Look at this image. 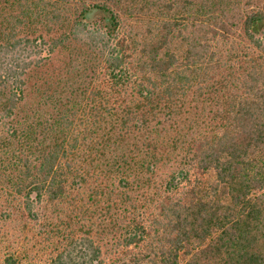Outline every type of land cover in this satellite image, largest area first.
I'll list each match as a JSON object with an SVG mask.
<instances>
[{
    "label": "trees",
    "instance_id": "trees-1",
    "mask_svg": "<svg viewBox=\"0 0 264 264\" xmlns=\"http://www.w3.org/2000/svg\"><path fill=\"white\" fill-rule=\"evenodd\" d=\"M70 181L47 264H264V0H0V186L41 224Z\"/></svg>",
    "mask_w": 264,
    "mask_h": 264
},
{
    "label": "rangeland",
    "instance_id": "rangeland-1",
    "mask_svg": "<svg viewBox=\"0 0 264 264\" xmlns=\"http://www.w3.org/2000/svg\"><path fill=\"white\" fill-rule=\"evenodd\" d=\"M247 47L250 48L249 46ZM131 100H134V98ZM208 122L209 121L207 120L201 121L200 128H204L205 131H211L212 128ZM174 171H177V169L176 166L172 164L165 167V169H161L159 176H162V180H168L170 174ZM119 179L120 175H118V177L117 175L112 176L110 179L111 182L109 184L110 189L114 191L120 190L118 186ZM173 184L178 186L179 189L181 186H186L185 183L178 184L177 181H175ZM69 185V195L65 201L61 200L60 202L51 204L44 202L39 206L37 205V209L35 211L38 213L39 210L42 215L41 224H38V222L33 220H27V218H25L22 214L24 205L20 201V198L15 199L12 197V195L10 197L8 193L9 191L3 189L0 186V264H3V256L14 253V256L17 258L24 256V259L20 258L21 262L19 264H47L54 253L62 248L59 246V244H62L58 241L60 239L59 236H63L62 233L67 234L71 232L74 238L83 237V232H79L77 228H71L69 225L74 223V221L79 224L78 219L81 216L79 210L84 212L86 218L90 217V211L92 212L95 210H93V202L89 201L90 195L92 194L91 191L93 190H87L86 188L76 190L72 186L71 181L69 182ZM155 185H157V183L152 185L151 188L153 189H150L151 194L149 196H154V188L156 187ZM179 191L180 190L177 192ZM134 195L137 196L138 199L135 201L134 205L132 204L131 207L127 205V212L124 210L121 200L119 201V199H115L116 209L118 208L116 217L118 219L125 218L127 222L138 219L147 223V215L153 212L152 205L150 204L151 198L149 199L148 196L143 198V195H140L137 192ZM31 198L33 201L35 200L34 196ZM94 198V200H99V207H105V196H102L101 198ZM78 212L80 213V216ZM4 213H6V216L9 218L6 216L3 217ZM69 216H71V220H69ZM99 220H101V218H98L96 215H94L90 218L88 224L98 225L100 223ZM42 224H48L47 229L49 227H58L60 228V231L55 230L54 232L52 231L50 235H45L43 232L46 229L42 227ZM50 230L51 229H49V231ZM54 233L56 236H54ZM46 236L50 237V240L53 241V243L46 242ZM92 236L95 238V242L101 247L103 253L106 252V248L103 243L99 242L101 237L99 238V236L96 234H92ZM105 257L106 256H104V258Z\"/></svg>",
    "mask_w": 264,
    "mask_h": 264
}]
</instances>
